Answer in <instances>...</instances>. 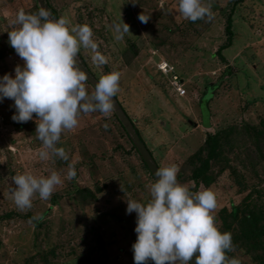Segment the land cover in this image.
<instances>
[{"label": "rangeland", "instance_id": "374dc122", "mask_svg": "<svg viewBox=\"0 0 264 264\" xmlns=\"http://www.w3.org/2000/svg\"><path fill=\"white\" fill-rule=\"evenodd\" d=\"M235 1L205 0L208 5L210 2L218 3L224 12L219 8L211 9V19L203 18L211 24L199 39H195L196 47L192 50L201 56L193 57L190 52L173 64L171 59L175 60L176 53L169 51L170 44L160 43L159 40L166 38L175 42L178 29L190 21L179 15L177 0H49L58 7L61 15L69 19L70 25L84 23L91 27L92 38L98 45L97 51L105 56L109 69H105V63H94L91 59L94 53L81 47L84 59L100 76L119 71V88L115 96L133 118L148 148L153 151L157 161L160 160L161 167L175 164L178 169L180 163L201 144L205 137L204 131L216 132L232 124L259 125L264 122V0ZM34 2L0 0V33L8 36L17 13L30 8ZM235 4L236 12H239L234 15V30L238 33L232 44L221 52L228 61L226 63L220 55L210 57V54L215 53L224 43L225 13ZM140 15L148 19L147 22L142 23L138 19ZM121 19L129 25V32L122 39L116 40L110 25L119 23ZM154 31L159 34L156 35ZM131 42L136 45L137 55L129 50ZM8 47L9 42L4 46L6 56L0 60V76L5 73L14 75V68L23 64L18 54L15 51L9 52ZM127 54L131 58L129 64L125 63ZM161 60L175 67V73L185 89L184 94L167 86V80L171 79L173 73L170 71L164 75L158 70V62ZM228 64L232 68L230 73H225ZM84 83L89 94L94 91V88ZM215 83L219 84L214 89ZM13 105L14 101L8 98L0 102V213L11 207L17 209L14 202L7 207L5 198L12 197L10 189L15 187L12 184L14 175L31 173L47 176L51 171H57L64 178L68 164L73 163L79 172L77 182L80 185L93 187L95 177L98 179L102 190L96 194L97 199L85 206L74 202L65 195L64 189L69 180L64 179L49 199L42 200L35 195L29 209L37 217L51 204L53 194L62 196L47 215L52 222L50 226L53 234L63 227L62 238H56L57 244L63 246L56 250V262L66 261L69 264L71 256L65 254L74 245L82 254L83 249H94L92 259H96V262L86 263L77 258L78 261L73 264H134L132 244L137 238L134 231L136 213H126V199L144 202L149 194L142 196L143 187L140 183L145 182L149 190L154 182L146 173L135 178L128 167L129 161L134 163L133 158L126 160L122 150L114 149L121 143L119 141L126 148L128 146L113 130L109 120L112 111L108 115L99 111L80 113L77 127L62 131L57 143V147L65 149L69 160L55 156L41 160L38 152L42 143L37 141L35 119L23 124L14 122L11 119L15 112ZM210 111L212 124L206 127ZM261 137L264 139V132ZM251 145L254 152L257 151L253 141ZM240 169L244 172V168ZM258 171L262 178L260 185L264 190V157ZM254 176L250 171L247 172L249 183H259V179ZM185 185L196 186L192 181ZM205 188L211 189L216 195L213 215L220 228V210L223 207L230 210L234 205H239L247 192L238 190L239 184L229 170L219 174L211 186L201 184L194 191ZM113 211L124 217L123 220H115L112 215H108ZM34 229L30 218L16 217L8 223L6 220L0 221V239L4 243L0 247V264H16V260L34 254ZM100 236H104L106 243L102 248L95 246L92 241L93 237ZM61 252L65 254L61 255ZM237 255L240 264H252L251 257L244 256L240 250ZM146 264H154V261L148 260Z\"/></svg>", "mask_w": 264, "mask_h": 264}, {"label": "clouds", "instance_id": "9594fccd", "mask_svg": "<svg viewBox=\"0 0 264 264\" xmlns=\"http://www.w3.org/2000/svg\"><path fill=\"white\" fill-rule=\"evenodd\" d=\"M177 11L190 21L212 17L205 0H177ZM138 19L142 23L148 20L143 15ZM14 24L8 32V42L23 64L14 68V75L0 76V102L5 98L14 101L15 112L11 116L14 122L35 119V132L42 142L38 152L41 160L55 156L68 161L65 149L57 147L62 131L75 129L80 113L99 111L108 115L113 109L120 73L114 70L103 74L89 94L84 83L88 77L77 59L80 48L94 53L91 57L94 63H106L105 56L97 51L89 25H70L66 16L53 18L44 7L36 13L20 10ZM110 27L116 40L129 32V25L122 19ZM161 63L172 68L164 72L159 67ZM157 67L164 75L170 71L177 74L166 60L159 61ZM169 85L176 91L170 81ZM177 173L175 164L157 169L147 202L126 199V213H136L134 264H146L148 260L154 264H189L194 253H198L195 264H240L239 259L226 256L233 248L232 236L217 227L213 215L215 193L208 188L190 190L177 181ZM75 175L73 163L68 164L64 178L57 171L47 176L16 174L12 177L15 187L10 189L13 202L21 211L30 209L35 195L47 200L64 179L71 180Z\"/></svg>", "mask_w": 264, "mask_h": 264}, {"label": "trees", "instance_id": "16d2710c", "mask_svg": "<svg viewBox=\"0 0 264 264\" xmlns=\"http://www.w3.org/2000/svg\"><path fill=\"white\" fill-rule=\"evenodd\" d=\"M34 1V4L30 8L24 10L26 13H36L41 8L39 1ZM242 1L243 0H236L235 2L239 3ZM45 4L47 5L48 10L50 11L53 18H59L61 16L60 11L55 4L49 2V0H46ZM209 5L211 9L219 8L222 12H224V9H222L223 7L218 3L210 2ZM235 6L236 4L233 5L228 12L225 13L226 16L224 20V33L226 37L224 39V43L220 45L215 53L210 54V57H212V55H220L222 58L221 60L225 61L226 63L228 61H226L225 55L221 52L225 47L232 44L235 34L238 33L234 30V15L235 13L239 12H236ZM12 24L13 25L11 26L10 31H12L16 26L14 24V21ZM210 24V21L206 23L204 19L189 21L183 28L178 29L179 32L177 34V37H175V42L172 43V41L170 42L166 40V38H162L161 40H159L160 43L170 44L171 47L169 48V51L176 53L177 56L174 58L175 60L171 59L173 62H170L174 64L175 61H177L180 57H184L185 54L188 55L190 52H192L194 47H196L194 45L195 39H199L200 36L205 33V29L209 28ZM154 32L156 35L159 34V32L157 31ZM7 42L8 36L0 33V60L6 56L5 54L7 52L6 50H4V46ZM180 45H183L184 47H181L180 49ZM129 46V50H132L134 55H137L136 45L134 44V42H131ZM155 46L158 50L159 48L157 47V44ZM8 51L13 52L15 50L10 46L8 47ZM78 54L80 55L82 63L84 64L87 71L99 80L101 76L99 75V73H97V71H94L90 68L80 50ZM198 55V53H193V57ZM165 59L169 62L167 58ZM130 61L131 58L127 54L125 63L129 64ZM201 63L202 61L200 60L199 64ZM104 67L105 69H109L106 63L104 64ZM231 68L232 66L228 64L225 73H230ZM169 81L167 80L168 87H170ZM85 82L87 85L94 88L88 80H86ZM218 84L219 83H215L214 89L218 86ZM85 87L87 90V86ZM208 103L209 100L206 102V104L208 105ZM121 106L134 123V128L139 134L140 138L145 142L144 138L142 137V133L137 127L133 118L128 114L123 105ZM211 115L212 113L210 111L209 116L211 117ZM109 120L112 122L113 130H116L118 135H120L122 139H124L125 144L128 146V148H126L123 145V142L119 141L121 143H118L114 147V149L117 151L122 150L126 160H129V158H133L134 160V163H131L132 161H129L130 163L128 167L130 172L134 175L135 178L140 177L142 173H146L152 178L153 182H155V178L152 175L147 163L145 162L144 158L139 152V149L133 142L126 127L115 113L114 109H112V115ZM263 124L264 122L260 123L259 125L244 123L243 125L238 126L232 124L226 126L225 129L222 128L216 132H211L208 130L204 131L205 137L203 141L186 160L180 163L177 173V181L179 183L185 184L190 181L194 182L196 186L189 187L190 190L194 191L195 188L201 184L205 187L211 186L215 182L219 174H221L225 170L230 171L231 175L235 178V181H237V183L239 184L238 190H241L242 192L246 191L247 194L246 197H244V201L239 205H234V207L230 210H228L226 207H223L220 210L219 216L222 223L219 229L222 232H230L232 236L233 248L232 250L226 252V256L228 258L235 257L238 259L237 252L239 253L240 250L241 252H243L244 256L251 257L252 264H264V190L262 188V185H260L262 178H260L258 171L260 162L264 157V139H262L261 137L264 132ZM105 128L108 129L109 127L106 125ZM37 141H39V143L41 142L40 140ZM252 141L254 142L255 148H257L258 153L257 151L254 152L255 149L251 145ZM150 152L154 157L158 168H161L160 160L157 161L153 151L150 150ZM254 154L257 156H254ZM92 158L93 157H90V159ZM241 167L244 168L243 170L246 173L241 171ZM75 171V177L69 180L68 186L64 189L65 195H67L68 198H71V200H73L74 202H78L79 204H81V206H85L86 204L97 199L96 194L102 190V186H100L101 184L98 179H96V177L95 182H93V187H91L90 185H80L77 182V176H79V172H77V170ZM249 171L255 175L254 177H257L259 179V183L248 182L247 172ZM140 184L143 187L142 196H146L147 193L149 194L148 196H146L147 198L145 197L144 199V202H147L150 199V192L145 182ZM61 197L62 196H60L58 193L53 194L50 198L51 204L47 207V209L42 210L37 216L40 217L39 219H36L35 214L33 212H30L29 209L27 211H18V208L16 209L14 207H11L10 209H5L0 213V221L4 222V220H6L8 223L10 220L16 217H22L24 219L30 218L35 228L33 230V242L36 248L34 254H28L24 259H21L20 261L16 260V264L66 263V261L56 262V257L58 256L56 250L57 248L63 247L57 244L58 241L56 238H58V240L62 238L61 234L63 232V227L53 234V228L50 226L52 223L51 219L47 218L48 213L53 210L52 207L55 204L60 202ZM5 198L7 200V207L9 206V203L11 205L13 204L12 197ZM23 212H26V214L22 215ZM108 215H112L115 220L117 218L119 219V221H122L124 218L120 214H117L116 211L108 213ZM92 241H94L95 246L97 245L98 248H102L106 244L104 236H100L97 238L93 237ZM110 242H114V240H111ZM67 243L71 245L68 241ZM3 244L4 243L1 238L0 247L4 246ZM83 251L84 255L78 252V248L76 246L72 245L67 251V255L64 252H61V255L65 254V256H71V258L68 259L69 264H73L75 261H78L77 258H79V260L82 259V261L86 263L96 262V259H92L94 249L88 247L86 249H83Z\"/></svg>", "mask_w": 264, "mask_h": 264}, {"label": "water", "instance_id": "95a60500", "mask_svg": "<svg viewBox=\"0 0 264 264\" xmlns=\"http://www.w3.org/2000/svg\"><path fill=\"white\" fill-rule=\"evenodd\" d=\"M40 7H44L48 10L47 5L45 4L44 0H38ZM78 64L80 66V68L86 73V76L88 77V81L93 85H95L96 81H98V79L90 74L87 69L85 68L84 64L82 63V59L80 57V55L78 54ZM113 109L115 110V113L117 114V116L120 118V120L122 121V123L124 124V126L126 127L129 135L131 136L133 142L135 143V145L137 146V148L139 149V152L141 153L142 157L144 158L145 162L147 163L152 175L154 176L155 180L156 177L154 175V172L159 169L158 165L154 159V157L152 156L148 146L146 145V143L140 138L139 134L136 132L135 128H134V123L132 122V120L129 118V116L127 115V113L124 111V109L122 108L121 104L119 103L118 99H116V97L114 96L113 99ZM211 121H210V116L207 120V125H210ZM197 253L193 254V257L190 259L189 264H195V257H196Z\"/></svg>", "mask_w": 264, "mask_h": 264}, {"label": "built area", "instance_id": "2783aa9c", "mask_svg": "<svg viewBox=\"0 0 264 264\" xmlns=\"http://www.w3.org/2000/svg\"><path fill=\"white\" fill-rule=\"evenodd\" d=\"M159 67L164 71L167 72L172 66H168L167 63L159 64ZM171 85L178 91L180 94H184L185 89L183 88L182 81L179 79L177 74H174L173 77L170 79Z\"/></svg>", "mask_w": 264, "mask_h": 264}, {"label": "crops", "instance_id": "0c3cea01", "mask_svg": "<svg viewBox=\"0 0 264 264\" xmlns=\"http://www.w3.org/2000/svg\"><path fill=\"white\" fill-rule=\"evenodd\" d=\"M206 126H208V125H206Z\"/></svg>", "mask_w": 264, "mask_h": 264}]
</instances>
